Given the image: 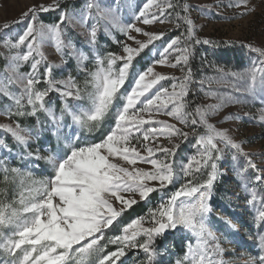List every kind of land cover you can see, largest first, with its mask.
<instances>
[{
    "label": "snow or ice",
    "instance_id": "6c2138e0",
    "mask_svg": "<svg viewBox=\"0 0 264 264\" xmlns=\"http://www.w3.org/2000/svg\"><path fill=\"white\" fill-rule=\"evenodd\" d=\"M227 7L242 9L236 14L240 18L256 11L251 0H229ZM57 10L56 22L41 20L42 13ZM122 10L121 0L107 5L86 0L79 10L52 0L27 6L15 21L23 25L15 37H7L12 24L0 28L7 37L0 39L7 62L0 71V98L9 101L0 115L10 121L0 124L6 134L0 136V264H127L122 258L129 252L143 253L142 258L133 257V264H164L169 247L160 248L157 241L174 230L189 235L186 251L175 264H226L223 245L233 243L227 237L239 236L245 227L235 215L216 213L211 203L225 175L221 162L226 158L252 209L255 235L248 239L258 246L256 254L241 256L240 264H264V167L245 150V141L210 122L229 105H264V48L247 45L259 59L242 70L213 65L215 75L196 80L190 66L195 45H219L197 37L187 3L145 0L128 23L122 21ZM157 23L183 31L166 42L158 58L133 71L134 61L149 57L150 45L165 35L148 30ZM77 26L84 30L79 47L67 35L69 27ZM101 27L109 35L115 30L126 37L115 41L119 53L99 50ZM49 44L60 64L48 61L44 48ZM69 60L83 73V86L71 74L55 77V69ZM25 65L27 72L21 71ZM157 65L179 69L182 75L163 74ZM163 81L170 83L165 86ZM197 84L214 103L192 107L188 97ZM51 92L58 94V108L48 100ZM29 118L35 123L26 126L23 121ZM241 119L238 114L225 117ZM258 120L264 127V107ZM108 121L112 123L99 142L77 143L80 135L64 131L75 127L94 133ZM45 132L67 151H45L39 143ZM190 137L195 154L178 164L174 158L183 144L192 143ZM41 162L51 174L36 179L33 170ZM181 181L177 190L165 193ZM153 193L161 194L158 206L125 223L124 214L140 202H150ZM235 195L239 199V193ZM226 199L231 208L232 197Z\"/></svg>",
    "mask_w": 264,
    "mask_h": 264
},
{
    "label": "rangeland",
    "instance_id": "374dc122",
    "mask_svg": "<svg viewBox=\"0 0 264 264\" xmlns=\"http://www.w3.org/2000/svg\"><path fill=\"white\" fill-rule=\"evenodd\" d=\"M52 0H0V28L4 23L12 24V27L6 30L7 37H15L23 28L21 24H15V21L19 17L20 13L26 9L27 6L35 3H51ZM86 0H64V4L71 6L75 5L76 9H81ZM104 4H111L112 0H102ZM130 2L131 7L127 6ZM145 2V0H121V5H123L122 10V21L128 23L132 21V16L135 11L139 9L140 6ZM181 3H187L190 7L189 17L194 21L197 32L196 35L201 40L209 39L216 42L219 46L214 47L212 45H195L193 50V56L190 59V66L193 70V76L196 80L203 77H211L215 75V68L213 65L226 66L227 68L233 70H242L250 66L253 60H258L259 57L256 53L249 51L247 45H252L257 48H264V0H251L252 5L256 8V11L246 17L240 18L236 14L242 9H237L234 7H227L229 0H181ZM218 5H224L223 7H218ZM63 6V5H62ZM44 23L50 24L54 23L58 19V10L49 13H42L40 16ZM91 23V21L89 22ZM144 27L143 25H139ZM148 30L153 32H164L162 40L155 41L153 45H150L152 52L149 57H144L143 59L137 58L138 63L134 61L133 71H139L143 66H145L146 60L149 58H158V51H162L166 42L179 35L183 29H176L171 23L159 24L153 26H147ZM84 30L79 26L72 28L69 27L67 35L70 36L77 46H82L84 40L81 33ZM135 35V34H134ZM5 37V32L0 31V39ZM139 39H146L145 37H138ZM116 40L124 41V37L120 32L113 31L111 35L104 32L103 27H101L99 33V50L102 53L108 51L120 52V46L115 42ZM225 42H229L231 46H225ZM129 43H131L129 41ZM148 51V50H145ZM45 55L50 63L60 64V56L56 53L54 46L49 44L44 48ZM6 50L0 47V71L6 66V60L4 59V54ZM143 55V54H142ZM88 67L91 69L92 64L89 63ZM28 66L25 65L21 71L27 72ZM156 71H159L166 75H175L180 77L182 73L179 69H173L165 66H156ZM69 74L78 78L81 86H83L84 75L80 73L76 67V62L74 60H69L66 64L55 69L54 75L57 79L66 78ZM131 79V77L129 78ZM163 84L167 86L170 82L163 81ZM128 87V84H125ZM199 85H194L195 94H189L188 99L193 101L192 107L196 105H207L214 103L215 101L204 97L203 93L199 91ZM207 88V85H205ZM215 88V86H213ZM223 91V89H221ZM48 100L59 107L60 100L56 92H51L49 94ZM9 101L0 98V111L3 110V106L8 104ZM81 103H86L82 101ZM264 107L259 101L250 102L244 105H229L225 107L219 114L213 116L210 122L215 124L218 128L228 129L232 135L235 136L237 140L245 141V150L253 153V159L256 163L264 167V159H261V154H264V127L259 123L258 117L260 109ZM248 113V115H245ZM238 114L242 117L239 121L227 120L225 117L228 115ZM159 119L168 120L171 122L170 118L167 116H159ZM12 119H16L13 117ZM43 119V116L41 117ZM9 119L3 115H0V124L9 123ZM26 126H31L35 123L34 118H29L23 121ZM66 123L71 124L70 119L66 118ZM112 121L106 122L105 128L101 131L94 133L80 132L75 127L71 129H64L65 133L68 134H78L80 135V141L77 143H92L99 142L102 138L103 132L107 130L109 124ZM203 131V129H200ZM0 136H6V134L0 132ZM192 143H185L178 150L177 156L174 158L178 164L185 163L187 158L195 154V148L192 146L194 143V138L190 137ZM7 142L12 145L10 137H7ZM40 146L45 149V151H60L63 153L67 151L64 148V144L60 143L57 145L56 139L51 135L50 132H45L41 136ZM14 147V145H12ZM35 147V145H34ZM4 156V152H0V158ZM13 166H17L16 161H11ZM222 168L225 171V175L221 177L219 184L216 189V194L211 201L214 211L219 213L221 211L226 212L230 215H235L240 222L244 224V230L239 236L227 237V239L233 240L232 244H228L226 241L224 247L227 251L224 254V259L226 264H240V257L248 254H256L258 252L257 241L248 239L249 235H255V229L252 226V209H250L244 202V194L240 191L239 181L236 179L234 172L230 167V159L222 161ZM137 167L149 169L150 165L138 164ZM36 179L47 178L51 174V169L41 162L40 166L33 170ZM181 182H177L175 186L169 185L165 189V193L175 191L179 188ZM0 187H3L0 184ZM239 193V199L236 195ZM12 192H9V196ZM226 197H232L230 203L232 207L230 208L229 201ZM161 201L160 193H153L150 202L145 203L149 208H155ZM125 223L130 222L127 220L125 215L122 217ZM215 219V217H213ZM219 227V225H216ZM251 229V230H250ZM114 234V233H113ZM189 240V235L180 230L170 231V235L166 236L165 239L157 241V246L164 248L165 245L169 247L168 255L163 257L164 264H175V260L181 258L186 251V245ZM251 240V242H250ZM178 245V246H177ZM136 256L134 252H129L128 255L122 260L126 261L127 264H133V257ZM143 253L140 252L136 258H142Z\"/></svg>",
    "mask_w": 264,
    "mask_h": 264
},
{
    "label": "trees",
    "instance_id": "16d2710c",
    "mask_svg": "<svg viewBox=\"0 0 264 264\" xmlns=\"http://www.w3.org/2000/svg\"><path fill=\"white\" fill-rule=\"evenodd\" d=\"M148 209H149V207L145 203L140 202L134 206L133 211L126 212L124 215H125L127 220H132L134 218H137L138 216L146 215L148 212Z\"/></svg>",
    "mask_w": 264,
    "mask_h": 264
},
{
    "label": "water",
    "instance_id": "95a60500",
    "mask_svg": "<svg viewBox=\"0 0 264 264\" xmlns=\"http://www.w3.org/2000/svg\"><path fill=\"white\" fill-rule=\"evenodd\" d=\"M170 235V232L169 233H166V236Z\"/></svg>",
    "mask_w": 264,
    "mask_h": 264
},
{
    "label": "bare ground",
    "instance_id": "6f19581e",
    "mask_svg": "<svg viewBox=\"0 0 264 264\" xmlns=\"http://www.w3.org/2000/svg\"><path fill=\"white\" fill-rule=\"evenodd\" d=\"M250 242H251V240H250Z\"/></svg>",
    "mask_w": 264,
    "mask_h": 264
}]
</instances>
